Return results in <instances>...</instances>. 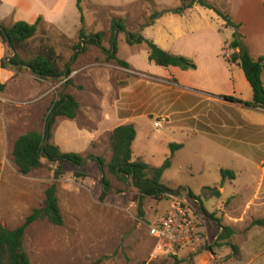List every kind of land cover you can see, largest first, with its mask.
Masks as SVG:
<instances>
[{
	"label": "rangeland",
	"instance_id": "1",
	"mask_svg": "<svg viewBox=\"0 0 264 264\" xmlns=\"http://www.w3.org/2000/svg\"><path fill=\"white\" fill-rule=\"evenodd\" d=\"M108 1L82 0L85 16L82 27L86 34L103 32V47L109 51L112 19L122 20L126 32L117 33V58L131 62L130 68L119 65L116 60L108 61L106 52L94 45H85L86 50L76 49L82 42L80 32L67 38L60 32L58 35L48 31L31 41L32 53L20 51L29 60L41 45L50 47L58 57L60 68L65 69L69 64L72 73L58 79H44L25 68L22 72L14 71L13 78L5 82L6 90L0 94V224L9 229L20 226L34 209L42 206L46 190L56 183L64 224L53 226L47 221H38L27 229L25 249L31 264H94L100 259H103L100 264H174L175 258L156 252L157 242L149 232L157 218L169 214L170 200L146 199L144 217H141L132 179L124 183L108 168L113 155V131L121 125L133 124L137 131L134 159L141 158L151 168L162 167L171 156L170 144H184L162 177L166 186L179 190L189 200L196 224L192 242L177 256L180 264H264V226L253 224L264 219V196H257L253 190L264 151L252 153L245 146L236 147L227 139L228 134L215 129L208 135L191 137L183 132L184 127L192 121V126L200 128L203 125L197 121L200 118L184 125L183 117H169L174 110H185L188 106L213 114L242 110L221 100L207 101L205 96L187 87H173L170 92L169 87L177 81L169 77L173 68L150 62L146 44L128 42L130 34L149 39L163 34L164 27H150L154 23L152 16L176 8L184 0H127L124 4L123 0H115L121 2L120 6L106 5ZM209 1L242 23H237L238 29H222L220 21L208 19L210 37L206 39L201 33L192 37L199 44L190 58L197 64V70L181 71L178 76L191 86L226 93L231 87L229 81H233L236 95L251 102L253 90L245 72L224 59L231 52L229 46L225 51L223 46L238 32L249 51L244 19L248 18L247 11L254 10L257 0H231L230 4L224 0ZM219 20L223 22L222 18ZM72 23L70 26L75 25ZM255 42L260 45L261 38L252 41ZM63 92L74 96L80 109L74 120L56 119L52 143L64 153L104 158L105 173L94 158H88L84 167L65 165V172L58 180L55 178L58 165L46 160L41 168L23 176L14 161L15 143L30 131H44L46 119ZM196 112L193 115L198 116ZM156 121L163 122L164 128L156 129ZM222 170L234 171L237 179L224 180ZM77 171L88 176L78 178ZM104 176L111 182L112 190L102 199ZM222 185L221 198L206 190ZM241 185H247L248 189L240 191ZM189 192L196 198H190ZM236 192L239 194L234 196ZM203 208L234 231L230 239L220 241V224L205 214Z\"/></svg>",
	"mask_w": 264,
	"mask_h": 264
},
{
	"label": "trees",
	"instance_id": "2",
	"mask_svg": "<svg viewBox=\"0 0 264 264\" xmlns=\"http://www.w3.org/2000/svg\"><path fill=\"white\" fill-rule=\"evenodd\" d=\"M82 0H77V8L80 13V38L81 45H94L102 49L107 54V60H116L117 63L125 68H130V64L119 60L117 58L118 44L117 33L126 32V26L120 19H112L111 24V44L112 47L106 51L103 47L105 34L99 32L96 34H86L84 31L85 16L83 14ZM199 5L205 9L213 10L220 18L223 19L227 27L239 28L232 18L217 9L207 0H184V4L179 9L173 10L176 14H183L186 10ZM167 11L157 12L152 16L153 20L166 14ZM42 20L34 24L25 21L15 22L13 25L7 27L0 24V41L7 47V54L10 55L2 60L1 67L3 69H10L13 71L22 72L25 68L30 67L33 74L41 78L58 79L63 75L70 76L72 70L69 64L65 69H61L58 64V57L55 51L47 46L41 45L38 47L37 53L29 60H26L21 55L20 51L31 52V41L37 36ZM130 45L146 44L149 53V61L155 65L163 68H179L182 71L197 70V64L184 56L174 55L165 51L158 46L154 41L146 39L144 36L130 34L128 38ZM86 50V47H84ZM228 50L231 52L228 57H225L229 64H236L245 72L246 78L253 90V99L251 102H245L233 96H219L225 101L232 103H240L248 108H259L264 110V57L254 59L251 57L249 51L244 46L241 36L236 32L233 40L230 42ZM14 53L16 56L13 57ZM32 53V52H31ZM76 58V55L73 59ZM69 84H72L69 81ZM6 84L0 82V94L6 90ZM80 109L79 101L72 95L62 93L59 99L54 104L50 114L48 115L43 132L30 131L20 136L14 146L13 156L18 171L23 176H28L35 170L43 166V160L50 164H57L55 170V178L60 179L65 170L64 166L67 164L75 167H84L88 158H94L93 161L97 163L99 169L104 174L106 168V161L101 157L90 156L83 157L79 153H64L58 145L52 143L53 129L58 117H63L69 120H74L78 116ZM137 138V131L133 124H125L117 127L111 136L112 143V159L108 164V168L112 174L122 180L124 183L129 178L132 179L134 188L137 190L136 200L138 202V210L141 217H144V201L146 199H153L158 202L166 200L170 194H178L181 196L179 190L172 189L166 186L162 177L165 171L172 166L175 154L183 148L182 144H170L171 156L168 157L160 168H151L141 158L134 159L133 145ZM224 180L230 178L234 180L236 174L233 171H221ZM78 178H86V173L75 172ZM101 184L104 188L102 199L106 198L112 190L111 182L104 176ZM222 188V187H221ZM215 192L217 197H221L220 188H208ZM190 198H196L192 192H189ZM205 214L206 211L203 208ZM210 218L217 221L222 229L220 241H227L233 235V230L230 227L224 226L220 219L207 214ZM38 221H47L53 226H63L64 218L57 198V184L51 185L45 193V199L40 208L34 209L32 213L25 219V221L14 229H9L0 224V264H31L30 257L25 249V235L27 229ZM254 226H264V219L254 221ZM103 259L96 261L94 264H100ZM180 260L175 257L174 264H180Z\"/></svg>",
	"mask_w": 264,
	"mask_h": 264
},
{
	"label": "crops",
	"instance_id": "3",
	"mask_svg": "<svg viewBox=\"0 0 264 264\" xmlns=\"http://www.w3.org/2000/svg\"><path fill=\"white\" fill-rule=\"evenodd\" d=\"M124 1L127 0H123V4L126 3ZM207 1L216 7L214 3H212L209 0ZM224 1L227 3L231 2V0H224ZM120 3L121 2H116L115 0H109L106 5L117 6ZM183 4H181L176 8L166 10L167 13L159 17L158 19L154 20V23L150 26L152 28H156L157 26L164 27L165 29H162L163 31H165L163 34H158L156 39H149L146 37L145 38L154 41L158 46H160L162 49H164L167 52H170L178 56H184L190 59L191 52H194V49L199 47L197 41H194L192 37L196 33H201L203 37H205L206 39L210 37V35L208 34L209 32L208 26L206 24L208 19L211 20L216 19L218 22L220 21L221 23L220 26L222 27V29L232 28V27H227L224 21L221 22V20H219L220 17L218 15H217L218 17L213 15L211 13V11L214 12L213 10L205 9L199 5H195L193 8L186 10L183 14H176L172 12L173 10L182 7ZM241 6L244 7V3H242ZM216 8L222 11L223 13L227 14V11H223L218 7ZM76 11H78L77 0H0V24L9 27L18 21H25L32 24L35 23V21H37L38 19H41L42 22L40 24V29L35 38H37L41 34L44 35V33L48 31H53V33H56L58 35L60 32L61 34L65 35L67 38H73L77 35V33L81 29L80 15L79 13L75 15ZM254 11L256 13H254ZM247 13H248V18L244 19L246 23L244 25V28L246 27L249 35L248 49L251 57L254 59H258L260 57H264V40H263L264 0H257V2H255L254 10L250 9L249 11H247ZM232 20L235 24L241 22L234 20L233 18ZM195 21L197 22V24L194 26V23H196ZM71 22H73L72 25L73 24L75 25L70 26ZM199 22H201L200 25L198 24ZM259 31H263V32H259ZM259 37L261 38L260 45H258V42L257 43L255 42L253 44L252 41H254L257 38L259 39ZM204 44H205L204 48L207 49L206 45L208 43H206L205 41ZM229 44L230 43L228 42L225 43V45L223 46L224 51H225V47L229 46ZM84 46L85 45H83V49ZM6 55H7V47L3 44L2 41H0V82L4 84L6 81H10L15 75L13 70L3 69L1 67L2 60L6 57ZM222 55H224V53ZM127 62L130 64V66L132 65L131 62L129 61ZM181 71L182 70H180L179 68H173V70L170 71L169 77H174L177 80L175 82V85L169 87L168 90L170 92H172L173 87H178V88L187 87L189 89H192L191 92H196L198 94L205 96L207 98V101L214 99L221 100L223 103L233 104L242 110L241 113L240 111H237L235 113L219 112L214 114L212 112H206L205 110H200L198 108H194L190 106H188L187 109L185 110H180V109L174 110V112L170 113L169 116L170 118L178 119L183 117L184 125L191 120L200 118L197 119L199 125L200 123L204 125V126L203 125L200 126V128L198 126H192L191 125L192 121H191L189 122L190 124L189 126L186 125L184 127L183 132H188V134H190L191 137L192 136L198 137L199 134L208 135L214 132L213 129H215V131L219 130V132L222 133L223 135L228 134V136H226L227 139L231 140L232 144L233 145L235 144L236 147H239V145L245 146L246 150L247 151L251 150L252 153H254L255 151H264V110L263 109L248 108L243 104L228 102L220 98L219 96H233L237 99L248 102L246 100L239 98L236 95L237 92L236 89L233 88V84H232L233 81H229L231 87L226 93L209 87L191 86L188 82L181 81L180 77L178 76V74L181 73ZM263 81H264V73H263ZM210 82L216 83L217 81H210ZM183 106L186 108L185 105ZM194 112L198 113V116L193 115ZM182 145L184 147V144ZM235 153L238 154L239 152L235 151ZM260 164H261L260 165L261 169L259 170L260 173L257 174V176L255 177L254 180L255 189L253 190L257 191V196H264V191H263L264 159ZM235 179H237V174ZM257 183H259V186ZM219 188L221 189V196H222L223 185L220 186ZM238 189L240 191L242 190L245 191L248 189V186L241 185L238 186ZM206 190H208V188ZM238 194L239 192H236L234 193V196Z\"/></svg>",
	"mask_w": 264,
	"mask_h": 264
},
{
	"label": "built area",
	"instance_id": "4",
	"mask_svg": "<svg viewBox=\"0 0 264 264\" xmlns=\"http://www.w3.org/2000/svg\"><path fill=\"white\" fill-rule=\"evenodd\" d=\"M156 129H163V122H155ZM170 212L157 218L149 227L150 235L157 242L156 252L166 257L175 258L181 249L191 243L196 231V224L187 198L170 194Z\"/></svg>",
	"mask_w": 264,
	"mask_h": 264
},
{
	"label": "water",
	"instance_id": "5",
	"mask_svg": "<svg viewBox=\"0 0 264 264\" xmlns=\"http://www.w3.org/2000/svg\"><path fill=\"white\" fill-rule=\"evenodd\" d=\"M16 56V53H14V55H13V57H15ZM29 70H31V68L30 67H27Z\"/></svg>",
	"mask_w": 264,
	"mask_h": 264
}]
</instances>
